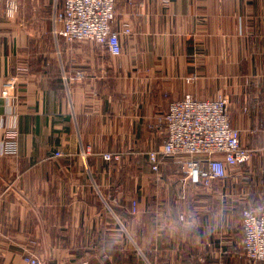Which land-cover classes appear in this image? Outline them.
<instances>
[{
	"label": "crops",
	"instance_id": "obj_1",
	"mask_svg": "<svg viewBox=\"0 0 264 264\" xmlns=\"http://www.w3.org/2000/svg\"><path fill=\"white\" fill-rule=\"evenodd\" d=\"M50 7H0V264H251L242 210L264 205V0H118L120 55L57 44ZM187 93L227 95L254 149L210 187L183 189L181 159L160 173L148 161ZM9 129L17 152L3 154Z\"/></svg>",
	"mask_w": 264,
	"mask_h": 264
},
{
	"label": "built area",
	"instance_id": "obj_2",
	"mask_svg": "<svg viewBox=\"0 0 264 264\" xmlns=\"http://www.w3.org/2000/svg\"><path fill=\"white\" fill-rule=\"evenodd\" d=\"M23 0H0L8 17L19 14ZM118 0H53L51 9L52 34L58 44L60 38L68 43L93 42L106 47L112 55L122 53L121 32L114 29ZM124 32L130 34V27ZM79 75H83L79 72ZM69 79L63 76L69 93ZM163 141L159 148L148 152L153 172L160 173L168 158L181 159L186 173L183 179L195 188L210 187L217 178L227 175L228 167L247 165L254 149L244 146L239 129L234 127L230 116L227 95L199 99L191 93L170 101L163 117ZM17 131L9 129L7 140L2 143L3 154L17 152ZM62 155L61 151L56 153ZM106 159L113 158L105 153ZM116 202V201H115ZM133 213L137 202H133ZM242 254L251 264L264 263V205L247 206L242 210ZM27 264H47L35 255L25 257ZM82 264H90L84 262Z\"/></svg>",
	"mask_w": 264,
	"mask_h": 264
},
{
	"label": "rangeland",
	"instance_id": "obj_3",
	"mask_svg": "<svg viewBox=\"0 0 264 264\" xmlns=\"http://www.w3.org/2000/svg\"><path fill=\"white\" fill-rule=\"evenodd\" d=\"M52 4H53V0H50V5H51V7H50V13H51V9H52Z\"/></svg>",
	"mask_w": 264,
	"mask_h": 264
}]
</instances>
